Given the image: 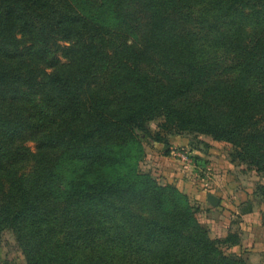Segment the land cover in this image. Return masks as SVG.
<instances>
[{"label":"trees","instance_id":"16d2710c","mask_svg":"<svg viewBox=\"0 0 264 264\" xmlns=\"http://www.w3.org/2000/svg\"><path fill=\"white\" fill-rule=\"evenodd\" d=\"M163 110L264 174V0H0V233L25 264H243L219 249L236 234L210 239L184 194L137 171Z\"/></svg>","mask_w":264,"mask_h":264},{"label":"rangeland","instance_id":"374dc122","mask_svg":"<svg viewBox=\"0 0 264 264\" xmlns=\"http://www.w3.org/2000/svg\"><path fill=\"white\" fill-rule=\"evenodd\" d=\"M195 14L196 11H194L193 16ZM183 30L196 31L197 29L195 27H188ZM17 38L19 39L20 37L18 36ZM68 46V42L56 41L55 47H52L53 54L60 63L65 62L61 53ZM234 62L235 57L233 55L222 51L217 53V64L225 67L234 64ZM146 71L150 76H157L153 67H146ZM193 98L197 99L198 97H194L193 95ZM33 101L39 103L40 99L37 94L33 96ZM186 102L181 101V103ZM166 114L167 112L164 110L157 113L146 123L147 133L139 134L141 155L138 159L137 171L141 174L149 175L160 186L174 187L181 194H184L190 206L195 210L197 223L209 233L206 226L199 223L203 222L202 218L205 215L204 213L208 212V209L200 210L201 207L197 204L196 197L199 192L208 186L209 189H213L211 191H214V193H217L221 197V205L227 204L225 200L227 198V188L224 187L227 184V170L224 162L231 161L230 155L234 152L233 145L227 142L213 141L210 137L204 135L180 132L176 129L175 122L166 119ZM155 139L161 141H154ZM23 147L29 158L23 165L18 167L16 174L21 177H28L33 170L32 156L36 152L35 143L27 140L23 143ZM230 163L232 164L233 161ZM233 164L248 171L246 178L244 177L246 181L245 186L256 185L257 187L258 185H264V174H257L252 170H248L237 161ZM212 179L218 181V184L221 181L225 190L221 189V187L214 190L217 187L214 188L208 184ZM228 193H230V190H228ZM203 203L204 206H208L205 200ZM251 207V205L247 206L246 204V206H243L239 210L246 212ZM221 209L224 210V206ZM131 210L134 213H139L136 205H132ZM254 210L255 213H260L256 214L257 218H259V215L260 217L263 216L264 205H254ZM209 238L213 239L210 236ZM219 249L226 257L240 260L243 264H264V252L259 257L248 258L245 255L246 253H242V250H238L237 247L221 246ZM0 264H25L13 234L8 231L0 233Z\"/></svg>","mask_w":264,"mask_h":264},{"label":"crops","instance_id":"0c3cea01","mask_svg":"<svg viewBox=\"0 0 264 264\" xmlns=\"http://www.w3.org/2000/svg\"><path fill=\"white\" fill-rule=\"evenodd\" d=\"M224 163L227 170V184L224 186L227 188V198H225L227 204L221 205V197L211 191L213 189L206 186V189L199 192L196 197V202L201 207L200 210L208 209V212L204 213L205 215L202 218L203 222L199 223L206 226L209 236L213 239H221L227 234H236L240 238L239 243L231 246V248L237 247L238 250H242V253L245 252L248 258L259 257L264 252V213L263 216L260 217L259 215V218H257L256 214L260 213H255L254 205L264 204L252 196L256 185L245 186L244 177L246 178L248 171L235 166L233 163L231 164L229 161ZM217 182L212 179L208 184L214 188L217 187L214 190L218 187L225 190L222 182L220 181L219 184ZM228 190H230V193H228ZM209 195L219 200L216 206L209 204L207 200ZM204 200L208 206H204ZM245 203L247 206L251 205L252 207L249 211L242 212L239 209L246 206ZM220 206H224V210Z\"/></svg>","mask_w":264,"mask_h":264},{"label":"water","instance_id":"95a60500","mask_svg":"<svg viewBox=\"0 0 264 264\" xmlns=\"http://www.w3.org/2000/svg\"><path fill=\"white\" fill-rule=\"evenodd\" d=\"M207 200H208L209 204L212 205V206H216L218 204V202H219V200L216 197L211 196V195H209L207 197Z\"/></svg>","mask_w":264,"mask_h":264},{"label":"built area","instance_id":"2783aa9c","mask_svg":"<svg viewBox=\"0 0 264 264\" xmlns=\"http://www.w3.org/2000/svg\"><path fill=\"white\" fill-rule=\"evenodd\" d=\"M183 159H185L183 156H181Z\"/></svg>","mask_w":264,"mask_h":264}]
</instances>
